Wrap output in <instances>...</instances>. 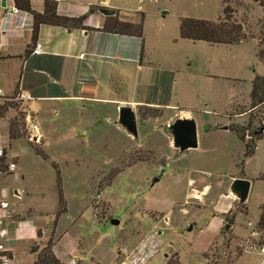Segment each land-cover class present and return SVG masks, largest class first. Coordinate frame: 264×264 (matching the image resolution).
<instances>
[{
	"label": "rangeland",
	"instance_id": "obj_1",
	"mask_svg": "<svg viewBox=\"0 0 264 264\" xmlns=\"http://www.w3.org/2000/svg\"><path fill=\"white\" fill-rule=\"evenodd\" d=\"M117 3L125 10L129 19L141 22L144 60L150 62V65L174 71L172 105L175 107L164 111L165 106L162 107L160 115L156 117H150L147 113L142 115L141 99L160 103L164 95L151 90L152 83L148 86L141 85L135 92L126 90L119 92L130 95L122 105L131 106L135 112L136 137L117 122L118 110L111 121L102 122L105 129L90 138V134L83 128L74 124L73 129L71 125L60 123L58 112L54 114L55 108L49 114L54 122H48V115L44 116L43 123L38 116L36 117L38 137L34 138L27 127L32 122L27 116V102L22 103L24 100L16 99L20 91L19 86L15 85L6 93L9 97L7 100H10L13 107L9 108L3 117H9L8 123L21 122L24 114L26 137L38 146L37 149L41 150L47 159L38 155L36 161L32 159L33 157H25L28 149L26 141L22 138L6 141L3 123L5 121H0V145L6 147L0 172V198H5L10 207L23 203V200L19 201L12 196L22 183L15 175L5 173L8 162L11 160L16 162L17 157L21 162H25L30 173H34L33 177H30V183L35 181L36 187H42V190H36L38 196L49 206L55 204L57 192L53 168L55 167L60 177L64 210L60 213L57 203L53 224L55 226L59 221L58 230L62 225L71 224L66 238L84 235L88 247L87 255L75 254L76 262L80 260V264H113L124 256L132 255L140 264H167L169 258L188 264L206 244L203 242L200 228L204 227L209 212L202 208L187 206L183 210L175 209L169 212V220L165 222L163 220L165 215L161 216L160 212L150 208L154 207L150 205L154 201L152 198L166 201L174 198L182 190L184 193V183L180 184L175 179L177 170L182 169L187 175L191 174L193 169L187 167L185 161L173 160L169 139L166 137H171L168 127L171 123H168L166 128L159 125L165 123L168 113L177 112L179 107L198 111L205 108L216 109L209 96L213 98L218 95L219 101H225L231 89L226 80L235 79L239 104H235L226 112L224 121H222L224 114H215L213 117L206 115L205 121L209 124L220 122L228 126L237 125L244 135L252 136V141L255 138L254 131H262L264 103L251 109L250 90L256 75L264 77V0H117ZM226 5L233 11L232 19L241 24L244 34L241 43L210 44L179 38L180 18L192 17L215 21L223 18V8ZM195 73L201 76L208 73L211 78L219 80L215 88L210 86L209 93H206L204 98L196 97L190 90L191 86L196 87L197 84L200 86V79ZM190 74L198 77L197 84L193 81L190 83ZM207 80L212 84L211 79ZM142 82L145 80L141 76ZM0 87L5 90L2 83ZM201 87L205 88V85ZM47 104L46 101L34 99L29 103V109L41 117ZM181 111L183 113V110ZM191 111L196 113L194 110ZM101 117L99 115V118ZM153 123L156 125L154 132ZM41 132H44L45 140L41 137ZM68 133L73 136L71 141H78L77 145L59 146L61 139L71 138L65 137ZM260 150L264 154V140ZM262 160L258 159L257 162L264 167L261 163L264 162V158ZM257 162L254 160L255 166ZM51 164H54L53 167ZM196 167L201 170L212 169L206 165ZM161 168L164 169L163 176L151 185L153 178L160 174ZM249 196L252 197L249 199L248 212L235 222L243 231L251 229L260 232L262 230L257 226L255 228L248 226V221H254L258 213V206L253 199H256L255 195L250 192L248 198ZM79 199L88 204L82 212L77 210ZM164 211L166 213V210ZM111 219L119 220V224H111ZM23 232L25 239L28 231ZM51 235V238L55 239L58 232ZM233 235L231 231L221 233L219 243L213 245L207 253L209 264H264V259L257 251L244 253L238 258L245 246H239ZM85 242H82L83 247H86ZM251 244L255 246L264 244V234L261 233ZM33 248L38 247L34 245ZM70 257L73 256L66 254L65 259L68 260ZM35 259V253L30 254L29 251L22 250L9 264H33Z\"/></svg>",
	"mask_w": 264,
	"mask_h": 264
},
{
	"label": "crops",
	"instance_id": "obj_2",
	"mask_svg": "<svg viewBox=\"0 0 264 264\" xmlns=\"http://www.w3.org/2000/svg\"><path fill=\"white\" fill-rule=\"evenodd\" d=\"M29 1L32 10L38 13L43 12L44 0ZM54 1L56 2L58 14L74 18L83 16V25L89 27L90 30L41 25L33 44L31 43L32 18L25 12L23 28L13 31L9 36L0 34V43H2L0 48V83L5 85V90L3 89L5 93L18 85L20 92L32 97V99L22 103L27 102V116L33 124H35L37 116L43 123L45 115L49 116V123L54 122L49 114L52 109L56 108L54 114L58 112L60 123L71 125L73 129L75 124L87 131L91 138L97 132L105 129L102 122L108 123L111 121L115 111L130 98L128 93L121 94L119 92H124V90L135 92L141 85H150L155 76V67L158 66L150 65V62L144 60V56L142 62L139 60V38L102 30L107 16L116 17L124 22L137 23L136 20L128 18L125 10L119 7L117 0ZM103 8L112 9L114 13L104 15L99 11ZM37 43L40 44V51L34 54L32 50ZM30 44H33V46L27 53L26 49ZM147 69L150 71H146ZM195 74H190V83L193 81L197 84L196 80L199 77L200 86L198 84L196 87L191 86L190 90L196 97L204 98L205 94L209 93L210 86L215 88L219 80L211 78L207 75L208 73L203 74V76L196 74L198 77ZM141 76L145 82L141 83ZM81 78L87 80L85 85L76 87ZM207 78L211 79L212 84L209 83ZM234 80H226L230 85L228 87L231 89L225 101H219L218 95L213 98L209 96L210 102H214L216 109L205 108L198 111L179 107L177 112L168 113L165 123L159 125L166 128L167 124L172 123L176 118H193L196 123L197 146L194 148L180 151L172 145L171 137L164 134L169 139L168 144L173 154V160L185 161L187 167H193L191 174L187 175L182 172V169L177 170L175 179L180 184L184 183V193L182 190L174 198L171 197L166 201L152 198L154 201L150 203L154 206L150 207L152 210L160 212L161 216L165 215L163 218L165 222L169 220V212L175 209L183 210L187 206L202 208L209 212L204 227L200 228L201 234H203V242L206 244L188 264H209L207 253L213 245L219 243L221 233H229L230 231L234 234L233 237L239 243V246H245L238 258L244 253L257 251L264 259V244L258 246L251 244V242L257 240L261 233L264 234V228L260 232L251 229L243 231L241 226L235 222L236 219H240L242 215H246L248 212L249 199L252 197L249 196L248 198L250 192L256 197V199H253L258 206V213L254 221H248V226L256 227L261 206L264 205V167L257 162L258 159L262 160L264 158V154L260 150L264 137L257 142L254 154L246 158L243 165L239 166V160L244 152V143L228 128L227 124L220 122L209 124L204 117L206 115L213 117L216 116L215 114H224L222 120L224 121L226 112L235 104H239ZM91 81L94 84L92 95L85 94L90 90L89 82ZM203 84L205 88L201 87ZM174 85L175 75L171 86L170 101L163 108V111L175 107L172 105ZM34 99L48 103L45 112L41 113V117L29 109V103ZM143 104L157 106L154 101L149 102L141 99V105ZM181 110H183V113ZM191 110L196 111V113ZM186 113L189 115H185ZM99 115L102 117L99 118ZM8 118L3 117L0 119L1 122L5 121L3 123L6 130V141L8 140ZM155 128L156 125L153 123L152 132ZM70 131L72 130L70 129ZM40 134L45 140L44 132ZM65 137L71 138L61 139L58 143L59 146L63 144H66L64 146L77 145V140L71 141L73 140L71 133L66 134ZM26 151L25 157H33L32 159L37 160V156L29 146ZM254 160L257 162L256 166ZM261 163L264 165V162ZM16 164V169L11 175H15L22 183V186L17 187L16 190H22V196L17 200H23V203L14 205V207H10L9 203L10 216L3 219V224L9 231L5 246L10 252L11 261L22 250L36 255L46 245L48 239L52 236L51 234L55 235L57 232L58 235L53 239L54 243L51 251L60 262L63 264L68 262L65 259L66 254L73 257L76 253L87 255L86 248L88 247L84 235L79 234L76 237L72 235L66 238L72 225L69 224L70 227L67 224L62 225L61 229L58 230L59 221L55 226L53 224L57 209V192L55 204L52 203L49 206L36 192V190H42V187H36L35 181L30 183V177H33L34 173H30L25 162H21L17 157ZM200 165H206L212 169H198L196 166ZM159 171L160 174L155 176L158 180L163 176L164 169L161 168ZM236 178L250 181L248 195L244 201H240L231 192V183ZM153 180L151 185L155 183H153ZM82 199H79L78 212L85 210L88 205ZM4 200L6 199L4 198ZM164 210H166V213ZM230 214L233 215V219L230 227L228 230L226 227L225 231V219L226 217L229 219L230 216L227 215ZM23 230L28 231L25 239L23 238ZM82 242H85L86 247H83ZM34 245L38 248L34 249ZM116 262L113 264H116ZM180 262L184 264L182 261ZM77 264H80V260Z\"/></svg>",
	"mask_w": 264,
	"mask_h": 264
},
{
	"label": "trees",
	"instance_id": "obj_3",
	"mask_svg": "<svg viewBox=\"0 0 264 264\" xmlns=\"http://www.w3.org/2000/svg\"><path fill=\"white\" fill-rule=\"evenodd\" d=\"M16 6L28 13L32 18V32H31V43H35L37 38L39 28L41 25H50V26H61L67 29H83L89 31L90 28L83 25L84 17H68L63 16L57 13L56 2L54 0H44V9L42 13L35 12L31 9L29 0H14ZM232 10L229 5H226L223 8V18L217 19L215 21L206 20V19H198L192 17H182L179 21V38L188 41H204L210 44H225V45H237L241 43L244 38V34L242 32V27L240 23H237L232 19ZM102 30L107 32H114L122 35H132L140 40L139 46V60H143V38H142V25L140 23H132V22H124L118 20L116 17L107 16L104 26ZM33 44H30L26 52L28 53ZM85 79H79L77 82V86L85 85ZM174 81V71L163 69L159 67H155V76L150 85L151 90H155L156 92H161L164 95V99L160 103H156L158 106H146L141 105V114L145 113L149 114L150 117H156L160 115L161 108L168 105L171 96V86ZM90 90L89 92H85V94L92 95L94 84L93 81L89 82ZM33 93V92H32ZM35 96L34 94H31ZM250 99H251V109H254L258 105L264 103V77L256 75L251 83L250 90ZM10 100L4 101L2 106H0V119L4 116V113L7 112L9 108L13 106L9 102ZM25 115L23 114L21 122L10 121L8 123V140H15L18 138H22L26 141V144L33 150L35 155L42 157L43 159H47V156L38 148V146L30 142L26 137L24 126H25ZM230 130H232L237 138L244 143V152L239 160L238 165L242 166L243 162L246 158L252 156L255 152L256 142L259 141L264 132L256 130L254 131V139L253 141L251 135H244L241 132V128L237 125L228 126ZM263 133V134H262ZM246 137V138H245ZM248 139V140H247ZM4 161L3 157H0V172L2 162ZM52 165V164H51ZM54 165V164H53ZM52 165V167H53ZM56 174V186H57V203L60 207L59 212L61 213L64 210V198L62 194V190L60 187V177L58 171L55 167ZM230 216L229 219H225L226 226L223 228L226 231L231 225L233 215ZM229 225V226H228ZM256 226L259 230L264 228V205L261 206V212L256 223ZM53 239L50 237L46 243V245L36 254V259L33 264H63L60 262L52 253L51 247L53 245ZM167 264H181L177 259L171 260L170 258L167 260Z\"/></svg>",
	"mask_w": 264,
	"mask_h": 264
},
{
	"label": "built area",
	"instance_id": "obj_4",
	"mask_svg": "<svg viewBox=\"0 0 264 264\" xmlns=\"http://www.w3.org/2000/svg\"><path fill=\"white\" fill-rule=\"evenodd\" d=\"M5 5L1 6V0H0V34L4 36H9L13 31L23 28L24 26V16L25 12L20 10L14 0H4ZM2 47V43H0V48ZM40 51V44H35L32 52L34 54L39 53ZM9 99V97L6 95L4 90L0 87V106ZM16 99L19 100H30L32 97L28 94H24L22 92H18L16 95ZM28 130L32 132L30 134L32 137L37 138L38 137V129L35 124L27 125ZM5 155V148L0 146V157H3ZM16 162L14 160H11L7 164V169L5 170L6 174H11L16 169ZM13 196L16 199H20L22 196L21 191H14ZM9 202L7 200H4V198H0V264H9L11 261V255L9 250L5 246V242L8 240L9 237V231L6 226L3 224V219L8 218L9 215ZM66 264H77L76 259L74 257H70L68 259V262ZM116 264H140V261L136 259V257L132 256H124L121 260L116 262Z\"/></svg>",
	"mask_w": 264,
	"mask_h": 264
},
{
	"label": "water",
	"instance_id": "obj_5",
	"mask_svg": "<svg viewBox=\"0 0 264 264\" xmlns=\"http://www.w3.org/2000/svg\"><path fill=\"white\" fill-rule=\"evenodd\" d=\"M5 5V1H1V6ZM104 15H112L114 11L112 9L103 8L99 10ZM117 122L125 128V130L137 136V123L136 115L131 106L122 105L118 108V120ZM170 134L172 137V145L184 151L188 148H194L197 146V131L196 123L193 118H176L169 126ZM264 132V128L262 129ZM158 181V178H154L153 183ZM250 187V181L247 179L236 178L232 181L230 189L231 192L240 200L244 201L247 198ZM111 224H119V220L111 219Z\"/></svg>",
	"mask_w": 264,
	"mask_h": 264
}]
</instances>
